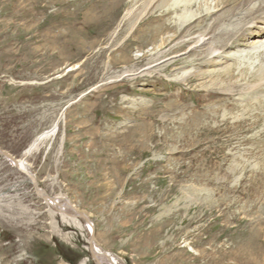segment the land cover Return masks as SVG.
Here are the masks:
<instances>
[{"label":"rangeland","instance_id":"rangeland-1","mask_svg":"<svg viewBox=\"0 0 264 264\" xmlns=\"http://www.w3.org/2000/svg\"><path fill=\"white\" fill-rule=\"evenodd\" d=\"M149 1L0 0V148L19 158L61 118L29 169L125 264H264V53L242 40L205 56L242 11L153 0L140 14ZM208 24L203 48L191 37ZM88 237L0 155V264H97Z\"/></svg>","mask_w":264,"mask_h":264},{"label":"bare ground","instance_id":"bare-ground-1","mask_svg":"<svg viewBox=\"0 0 264 264\" xmlns=\"http://www.w3.org/2000/svg\"><path fill=\"white\" fill-rule=\"evenodd\" d=\"M136 1V0H135ZM153 0H150L147 4H146V6H145V4H144V6H143V8H141L142 10H141V12H140V14L141 13H143V12H147L148 13V9L150 10L152 7H154V4H151V2H152ZM185 2L186 1H188V2H190V1H192V0H184ZM253 1H258V4L256 5V6H251L250 5V3H252ZM57 2V1H56ZM171 2V1H170ZM178 2V1H177ZM177 2H175V3H170V8H178L179 6V4L177 3ZM159 3H160V1H159ZM162 3V2H161ZM192 3V2H191ZM52 4V3H51ZM178 4V5H177ZM120 5V4H119ZM166 5V4H165ZM168 5H169V1H168ZM152 6V7H151ZM162 6V5H161ZM187 6H189L188 4H187ZM164 7V6H163ZM214 7L215 8H217V11H219L220 9L222 10V8H223V12L218 16L219 18H223V19H226L227 17H231V16H233V15H235V14H237L238 13V10L239 11H242V12H244V14H242V20L244 21V24H243V26L242 27H239V28H235V29H232V30H226L225 31V33L224 34H219L220 36L219 37H217V42H216V46H214L213 44L212 45H210L209 47H208V50L204 53L203 51H202V53H204L205 54V56H208L209 54H212V51L214 52L215 51V49H222L221 51H222V53L225 51V50H227V47H232V45L234 44V43H238L239 41H242L243 40V42H245V43H243L242 45L243 46H248V47H256V48H259L260 50H259V52L260 53H264V0H216V2H215V4H214ZM222 7V8H221ZM185 9V8H184ZM58 10V9H57ZM174 10V9H173ZM180 10V9H179ZM183 11V10H182ZM185 11H186V9H185ZM131 12H132V10L131 9H129L128 8V10H126L125 12H124V14H123V16H122V19H125V18H127L128 17V15H130L131 14ZM188 12V11H187ZM187 12H185V13H187ZM168 13H170V12H168ZM184 13V12H183ZM79 14V13H78ZM144 14V13H143ZM182 14V13H181ZM208 15V14H207ZM98 16V15H97ZM183 16V15H182ZM202 17V16H201ZM77 18V17H76ZM140 17H138V18H135V20L134 21H132V23H131V27L133 28V26H135V24H136V20H138ZM184 19V18H183ZM185 19H186V17H185ZM203 19H204V17H203ZM188 20V19H187ZM123 21V20H122ZM248 21H249V24H248ZM188 22V21H187ZM73 23V22H72ZM209 23V22H208ZM183 24L185 25V20H183ZM182 25V24H181ZM205 25V24H204ZM224 25H226V24H224ZM223 25V26H224ZM235 25V24H234ZM220 26V25H219ZM218 26V27H219ZM229 26V25H228ZM232 26V25H231ZM216 26H215V24L214 25H209L208 24V26H207V30H208V32H206L207 34H210L209 36L208 35H200V39L199 38H193V37H191V39H193V40H195V41H193V43L194 44H201V43H204V44H201V47L203 46V45H205V47H207V43H208V40L209 39H211V38H213V37H215L216 36V31H217V28H215ZM167 28V27H166ZM103 30V29H102ZM190 30V29H189ZM188 29L187 30H185V31H189ZM200 30V29H199ZM219 30H221V29H219ZM191 31V30H190ZM189 31V34H186V35H190L192 32H190ZM204 31V30H203ZM184 31H181L180 33H177V35H176V37H175V35H173L172 37H170V41L168 42V44H167V46L168 45H171V43H172V45H171V47H169L168 49H172L171 51H169L170 53H175V52H178L177 50H178V48H182V47H184L187 43H189L190 41H188V40H186L187 42H185L183 39H182V42H180V43H173L174 42V40L178 37V36H180L179 34H182ZM200 32V31H199ZM187 33V32H186ZM203 33V32H202ZM185 34V33H184ZM212 34V35H211ZM185 35V36H186ZM202 36V37H201ZM182 37V36H181ZM188 37V36H187ZM196 37H198V36H196ZM204 37H206V38H204ZM199 39V40H198ZM216 39V38H215ZM202 40V41H201ZM165 41H167V39L165 40ZM211 41V40H210ZM215 41V40H214ZM229 41H232V45H228V43H229ZM163 42H164V40H163ZM162 41H161V44L163 43ZM193 44V45H194ZM231 44V43H230ZM163 45H165V44H163ZM192 45V44H191ZM241 45V44H240ZM196 47V46H195ZM162 48H163V46H162ZM188 48V47H187ZM190 48V47H189ZM203 48H204V46H203ZM202 49V48H201ZM204 50V49H203ZM196 51V53H197V50H195V48H193V47H191V49L188 51V53H193V52H195ZM199 51V50H198ZM220 52V51H219ZM201 53V52H200ZM221 53V52H220ZM222 53H221V55H222ZM226 53V52H225ZM178 54V53H177ZM176 54V55H177ZM180 54V53H179ZM199 54V53H198ZM219 54V53H218ZM218 54H216L217 55V57L215 56L214 57V65L217 63V61H216V63H215V58H218L219 56H218ZM228 54H229V52H228ZM166 56L167 55H169V54H165ZM194 55V54H193ZM203 55V54H202ZM226 55H227V53H226ZM262 55V54H261ZM146 56V55H145ZM195 57L197 56V54H195L194 55ZM210 56H212V55H210ZM222 56H224V55H222ZM165 57V56H164ZM203 56H201L200 58H202ZM236 57V56H235ZM199 58V59H200ZM203 58H205V57H203ZM213 58V57H212ZM227 59L226 60H230V57H226ZM177 59V58H176ZM181 59H183L184 60V57H181L180 56V58L179 59H177L176 61H178V64L180 63L179 62V60H181ZM196 59H198V56L196 57ZM195 59V61H197ZM206 59V58H205ZM225 59V58H224ZM224 59H222V60H224ZM233 59H237V58H233ZM194 60V59H193ZM217 60V59H216ZM195 61H194V63H195ZM186 62V60L183 62V63H185ZM199 62V61H198ZM204 62V61H203ZM219 62V61H218ZM223 62V61H222ZM221 62V63H222ZM226 62V61H225ZM174 63V62H173ZM207 63H209V62H207ZM220 63V62H219ZM169 64V63H168ZM197 64V63H196ZM200 65H201V63H199ZM205 64V63H204ZM167 65V64H166ZM171 65H173V64H171ZM191 65H192V63H191ZM206 65V64H205ZM210 65V64H209ZM213 65V64H212ZM217 65V64H216ZM176 66V65H175ZM195 66V65H194ZM226 66V65H225ZM225 66H224V68H225ZM261 66V65H260ZM259 66V67H260ZM264 66V65H263ZM197 67V66H196ZM221 68L223 67V66H220ZM220 67H219V69H214L215 70V75H217V76H219V75H221L222 74V71L220 70ZM175 68V67H174ZM227 68V67H226ZM166 69V68H165ZM223 69V68H222ZM261 69H263V68H261ZM167 70H168V68H167ZM224 70V75L225 74H230L231 73V71H230V66H229V68H227L226 70L225 69H223ZM244 70V69H243ZM258 70V69H257ZM164 71V70H163ZM207 71V70H206ZM211 71V70H210ZM213 71V70H212ZM195 72H197V71H195ZM199 72H201V71H199ZM198 72V73H199ZM232 72H233V70H232ZM198 73H197V75H198ZM244 73V72H243ZM258 73V72H257ZM193 74H196V73H193ZM202 74V73H201ZM219 74V75H218ZM248 74V73H247ZM256 74V73H255ZM259 74V73H258ZM128 75V74H127ZM126 75V76H127ZM189 76H192V74H188ZM196 75V76H197ZM204 75V74H203ZM202 75V76H203ZM206 75L207 76H209L210 78H211V72H210V74H207L206 73ZM211 75V76H210ZM189 76H186L185 75V78L183 79L184 81L187 79V78H189ZM228 76H230V75H228ZM261 75L259 74L258 75V77H260ZM200 77V76H199ZM204 77V76H203ZM208 77V78H209ZM247 76H245V78H246ZM263 77V76H262ZM261 77V78H262ZM218 78V77H217ZM217 78H215V79H217ZM228 78V77H227ZM252 78V77H251ZM253 78H254V76H253ZM255 78H257V76H255ZM194 79H195V77H194ZM196 79H198V78H196ZM195 79V80H196ZM200 79V78H199ZM220 79V78H219ZM248 79V78H247ZM259 79V78H258ZM264 79V78H263ZM221 80V79H220ZM255 80V79H254ZM260 80V79H259ZM193 81V80H192ZM218 82V81H217ZM253 82H255V81H253ZM237 83V82H236ZM228 85H229V83H227ZM261 83H259V85H260ZM213 85H215V84H213ZM256 85V84H255ZM263 84H261L260 86L261 87H263L262 86ZM232 86H234V85H232ZM237 86V85H236ZM249 86V85H248ZM257 86L258 85H256V88H257ZM223 87V86H222ZM245 87V86H244ZM250 87V86H249ZM249 87H246V89L248 88V90H252V89H249ZM224 88V87H223ZM243 88V87H242ZM236 89V88H235ZM254 90H255V87H254ZM261 90V89H260ZM259 90V87H258V91H260ZM253 91V90H252ZM226 92V91H225ZM251 93V92H250ZM253 93H254V91H253ZM255 93H257V92H255ZM263 103V102H262ZM264 111V110H263ZM60 119L61 118H59L58 120H55L52 124H51V126H50V128L49 129H47V130H45V131H43V132H41L40 134H38V136L29 144V146L25 149V151L23 152V154H22V156L21 157H19V158H15V157H13V160L15 161V167L16 168H18L20 171H22L23 173H25L27 176H28V178H30L29 177V174L30 175H33V173L30 171V169H29V165L27 164V162H26V160H27V157L30 155V154H32L33 152H37L39 149H40V147L42 146V144L49 138V137H51V135L53 134V132L57 129V126H58V123H59V121H60ZM9 162V161H8ZM34 176V175H33ZM30 180V179H29ZM31 182V181H30ZM32 183V182H31ZM39 187V186H38ZM40 189H41V193L40 192H38L37 191V193L39 194L38 196L40 197H42V194L44 193H47L43 188H41V187H39ZM43 192V193H42ZM55 197V199H53V200H51V201H49V200H44L47 204H49L50 206H51V208L52 209H58V211H59V213L61 214V216H62V218L63 219H66L67 221H69L70 223H72V225H74V226H76V228L77 227H82V228H84L85 230H86V232L88 233V236H89V231H91L92 232V234H93V236H94V240H92V241H90L89 240V237H88V240L90 241L89 243H92V249H93V251H94V261L97 263V264H125L122 260H119L115 255H113V254H111L110 252H107V251H105L104 249H102L97 243H96V241H95V234H94V227H93V223L91 224V223H85V221L83 220V219H81V218H79V217H77V215L76 214H74V213H72V211H71V209H70V207L72 208H74V210L76 209V210H78L77 208H76V206L68 199V198H66V197H64L63 195H56V196H54ZM69 201V205H67V202ZM51 210V209H50ZM78 211H80V210H78ZM54 212V211H53ZM55 215V214H54ZM53 215V216H54ZM87 215V214H86ZM88 216V215H87ZM89 217V216H88ZM89 219L91 220V218L89 217ZM92 221V220H91ZM68 224V223H67Z\"/></svg>","mask_w":264,"mask_h":264},{"label":"water","instance_id":"water-1","mask_svg":"<svg viewBox=\"0 0 264 264\" xmlns=\"http://www.w3.org/2000/svg\"><path fill=\"white\" fill-rule=\"evenodd\" d=\"M0 155H2L4 158H6L8 161H9V163L12 165V166H14L15 167V161L13 160V157L8 153V152H6L5 150H3V149H1L0 148ZM29 179H30V181L32 182L31 184H32V187H33V189H34V192L37 194V195H39L38 193H37V191L38 192H40L41 193V189L38 187L39 185H38V183H37V181H36V178H35V176H33V175H30L29 174ZM43 193V192H42ZM41 197V196H40ZM41 199L43 200H49V201H51V200H53V199H55V197L54 196H51V195H49L48 193H43L42 194V197H41ZM67 205H69V201L67 202ZM70 209H71V211H72V213H74V214H76L77 215V217H79V218H81V219H83L84 221H85V223H91L92 224V221L89 219V217L85 214V213H83V212H81V211H78V210H74V208L72 207H70ZM89 240L90 241H92V240H94V236H93V234H92V232L91 231H89ZM89 241V242H90ZM89 248H90V255H91V257L93 258L94 257V251H93V249H92V243H89Z\"/></svg>","mask_w":264,"mask_h":264}]
</instances>
